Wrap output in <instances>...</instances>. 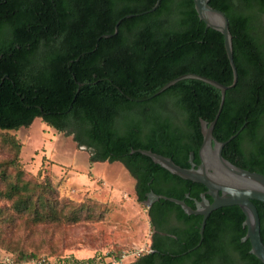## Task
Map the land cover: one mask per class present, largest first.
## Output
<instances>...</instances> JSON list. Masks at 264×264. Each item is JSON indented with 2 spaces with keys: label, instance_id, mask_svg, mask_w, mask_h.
<instances>
[{
  "label": "trees",
  "instance_id": "1",
  "mask_svg": "<svg viewBox=\"0 0 264 264\" xmlns=\"http://www.w3.org/2000/svg\"><path fill=\"white\" fill-rule=\"evenodd\" d=\"M0 0V130L27 128L41 119L85 147L89 161L120 162L135 180L136 201L148 193L184 201L191 209L204 185L182 179L132 150H149L190 168L199 165L201 121L210 124L222 85L233 82L223 35L198 18L193 0ZM227 17L238 79L225 93L213 137L225 142L222 157L264 175V0H210ZM120 21L118 32L113 35ZM0 146V226L24 218L32 225L100 222L103 206L61 197L48 176L26 174L21 145L12 137ZM206 199L211 202L210 196ZM264 245V203L253 201ZM8 211L10 213H8ZM149 252L129 264H263L243 241L245 216L238 206L217 209L206 219L187 215L168 200L146 207ZM21 253L16 263L34 258ZM40 257V256H39ZM56 264H87L96 258L48 257ZM4 264V263H0Z\"/></svg>",
  "mask_w": 264,
  "mask_h": 264
},
{
  "label": "rangeland",
  "instance_id": "2",
  "mask_svg": "<svg viewBox=\"0 0 264 264\" xmlns=\"http://www.w3.org/2000/svg\"><path fill=\"white\" fill-rule=\"evenodd\" d=\"M5 136L20 143L19 160L26 174L48 176L59 195L75 203L97 201L103 206V219L59 226H32L24 218L16 219L0 226V263L21 264L16 263L21 252L35 254L22 264L51 255L129 264L149 252L146 204L137 203L135 180L120 162L91 163L88 150L41 119L27 128L0 130V142ZM9 157L0 146V162ZM0 206L8 204L0 202Z\"/></svg>",
  "mask_w": 264,
  "mask_h": 264
},
{
  "label": "water",
  "instance_id": "3",
  "mask_svg": "<svg viewBox=\"0 0 264 264\" xmlns=\"http://www.w3.org/2000/svg\"><path fill=\"white\" fill-rule=\"evenodd\" d=\"M209 1L210 0H193L194 8L198 18L205 24L206 28L218 31L223 35L225 52L233 74L232 84L230 86H225L213 79L201 75L185 74L168 82L152 96L159 95L178 81L184 79L200 80L220 91V104L213 121L210 124L201 121L203 141L198 150L199 165L195 166L193 163L192 153L189 157L190 168H181L176 165L172 159L153 153L149 150H132L131 153L137 152L147 156L155 164L166 169L171 174L185 180L200 183L206 188V192L201 195V201L196 202L195 209L188 207L184 201L156 195L152 192L147 195V201L145 202L147 208H149L155 201L164 199L179 205L187 215L202 216L199 230L202 239L205 222L211 212L222 207L238 206L245 216L243 226L246 229V234L242 240L249 241L250 253L264 264V245L260 234V220L257 209L253 204V201L264 203V175L241 169L222 157L221 152L223 147L229 143L239 131L225 142L215 140L212 134L224 104L225 93L227 90L235 87L238 74L233 60L231 34L228 28L227 17L223 12L212 8L209 5ZM160 3L161 0H157L150 10L137 15H127L124 18L128 19L134 16H142L152 13L158 9ZM119 23L120 21L117 22L113 35H105L104 37L116 35ZM206 195L211 197V202L206 199Z\"/></svg>",
  "mask_w": 264,
  "mask_h": 264
},
{
  "label": "built area",
  "instance_id": "4",
  "mask_svg": "<svg viewBox=\"0 0 264 264\" xmlns=\"http://www.w3.org/2000/svg\"><path fill=\"white\" fill-rule=\"evenodd\" d=\"M30 264H56L54 261L50 260L46 256H42L38 259L33 260ZM87 264H118L115 261H105L103 258H96V260L93 263H87Z\"/></svg>",
  "mask_w": 264,
  "mask_h": 264
},
{
  "label": "flooded vegetation",
  "instance_id": "5",
  "mask_svg": "<svg viewBox=\"0 0 264 264\" xmlns=\"http://www.w3.org/2000/svg\"><path fill=\"white\" fill-rule=\"evenodd\" d=\"M211 198V197H210ZM211 201H212V199H211Z\"/></svg>",
  "mask_w": 264,
  "mask_h": 264
}]
</instances>
